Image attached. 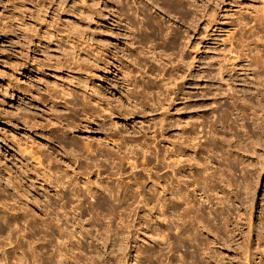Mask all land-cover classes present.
Listing matches in <instances>:
<instances>
[{
	"label": "rangeland",
	"instance_id": "374dc122",
	"mask_svg": "<svg viewBox=\"0 0 264 264\" xmlns=\"http://www.w3.org/2000/svg\"><path fill=\"white\" fill-rule=\"evenodd\" d=\"M189 1L143 17L133 0H0V264H264V0ZM115 57L150 92L117 116L151 159L122 179L126 148L82 146L107 134L85 97L129 105ZM167 161L207 163L214 190ZM68 179L98 193L65 223L44 202Z\"/></svg>",
	"mask_w": 264,
	"mask_h": 264
},
{
	"label": "bare ground",
	"instance_id": "6f19581e",
	"mask_svg": "<svg viewBox=\"0 0 264 264\" xmlns=\"http://www.w3.org/2000/svg\"><path fill=\"white\" fill-rule=\"evenodd\" d=\"M134 5L136 6L135 13L141 14L143 17L145 14L149 11V5L155 4L158 8L165 9V11L177 14H185L184 10H188L191 7V3L189 0H140L139 2H136V0H133ZM124 10V13L126 14V17H129L130 11L133 9L131 4H128L127 6L122 8ZM194 9V7H193ZM133 14V12H132ZM141 17V19H143ZM258 24L264 27V16L259 18L257 20ZM172 40L174 39V31L171 30L167 33ZM177 38V35H176ZM152 55H158V53L155 50L151 51ZM117 62L114 64L115 70L117 69L118 74H122L124 89H125V96L126 100H128L129 105H124L120 98H111V97H104V98H95L91 97L90 99L85 97L84 103L82 104V110L85 112L86 115H88L87 118L92 119L86 121L87 126H96L97 129H104L107 134L105 137L100 136L99 143L95 147L94 144L88 141L83 142V151L88 154L89 157L94 156L98 151H104L105 149H108L106 146H108L109 142L113 143L115 146L118 147V149L121 151L123 148H126V151L123 155H117V161H115V166L112 169H116L114 174H119V179H122L126 173L125 170H127L129 167H132L131 174H135L136 176L141 173V171H136L141 167V170H148V166L151 164L150 157L144 158L142 161H140L141 156H144L145 151L143 150L142 153H138L135 150H129V147L126 143V136L120 135L118 127V121L117 116L126 115L129 112L133 114L135 112V108L137 105H140L141 107H145V97L150 92L148 91L146 87L147 82L139 83L138 77L131 75L130 73L126 74V71H124V65L119 63L118 57H115ZM97 61V60H96ZM101 62V61H100ZM139 63V60L136 61ZM98 63V61L96 62ZM108 67H110V62L104 63ZM120 64V66H117ZM120 67V68H119ZM230 89H233V87H230ZM238 97H241L242 95H237ZM133 102L135 104L133 105ZM133 105V107H131ZM76 125V124H75ZM78 125V124H77ZM118 136V137H116ZM102 139L105 141H102ZM136 139L132 138L131 142H135ZM142 149L144 148V145H140ZM147 147H151L149 144H147ZM130 152H134L133 156L135 157V160H131V156H128ZM180 153V152H179ZM177 153H173L172 155H175ZM35 155V154H34ZM41 155L37 154L34 160H37L38 157ZM177 156H180L178 154ZM37 158V159H36ZM157 159V162L162 159H158L159 155L155 156ZM125 159L128 160L129 165L126 164ZM107 161V159L105 160ZM189 161V160H188ZM39 164L41 163V160L37 161ZM167 167L171 168L173 172H178L180 170H185L187 168L194 169L192 171V176L194 178L190 181L195 182L196 188H199L203 190V192L206 193L208 189H211L212 186H209L210 184V178L212 175V172L210 171V166L206 164L202 165L201 167H197L195 170L196 165L195 164H180V166H176L175 163L172 161L165 162ZM158 163H155L149 170L153 169V167H157ZM98 168L103 167L104 170V164H97ZM177 167V168H176ZM187 167V168H186ZM109 165L105 168L108 169ZM217 170V169H215ZM151 173H149L150 175ZM130 184V183H129ZM128 184V186H130ZM59 190L56 191L54 189V194H48L47 200L44 202L46 204L47 208L50 210L51 213H53L56 218L59 219H65V223H69V216L71 212H74L76 214L84 215L87 212L86 204L88 202L89 196L88 193L91 195H96L98 193L97 190L93 191L91 188L82 187L77 182H73L71 179L65 180L63 182H60ZM208 188V189H207ZM214 190V189H211ZM88 191V193L86 192ZM140 195V194H139ZM126 197V196H125ZM135 200L138 199V195H132ZM149 201V198H144ZM126 199L124 198V201ZM142 199H140L141 201ZM153 200V199H152ZM211 202V201H210ZM71 211V212H70ZM62 216L64 218H62Z\"/></svg>",
	"mask_w": 264,
	"mask_h": 264
}]
</instances>
